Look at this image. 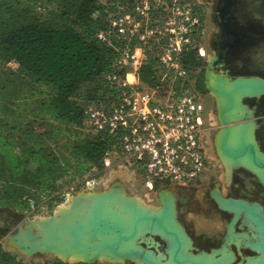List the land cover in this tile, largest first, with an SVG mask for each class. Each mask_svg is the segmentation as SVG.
<instances>
[{"label": "trees", "instance_id": "trees-1", "mask_svg": "<svg viewBox=\"0 0 264 264\" xmlns=\"http://www.w3.org/2000/svg\"><path fill=\"white\" fill-rule=\"evenodd\" d=\"M38 1L0 0V209L21 213L62 203L63 188L90 171L102 173L116 145L108 134L86 135L83 122L88 107L110 102L103 78L114 69L116 51L97 33L123 0H57L44 13ZM147 58L140 80L154 87L159 66L152 53ZM183 63L201 69L198 82L204 66L198 49ZM11 64L13 72L5 69ZM0 264L26 263L0 244Z\"/></svg>", "mask_w": 264, "mask_h": 264}, {"label": "rangeland", "instance_id": "rangeland-1", "mask_svg": "<svg viewBox=\"0 0 264 264\" xmlns=\"http://www.w3.org/2000/svg\"><path fill=\"white\" fill-rule=\"evenodd\" d=\"M98 1L102 4H107L111 0ZM261 2V0H247V13L254 22H258L261 17L264 16V5L261 4ZM57 4V0H39L37 2V5L41 7L39 10L42 13L45 11L44 8L53 9L57 6ZM148 7L150 9V19L153 25L163 27L166 22H174L176 20L179 22V19H181L182 23L180 25H183V27H178H182L181 31L183 34H185L186 29L189 27L187 26L188 17L193 18V20L197 18L199 19V24L193 33L194 42L192 47L189 49L191 50L197 48L199 56L204 61V66L202 68L203 72L201 73L198 82L197 75L200 73L201 69L198 71H193L185 68L187 70L188 76L185 79H177L173 72H165L163 69L158 67L159 71L156 76V85L149 88L151 90H155L157 96L161 100H164V97H167L170 93H179L186 88H190L199 93L205 108L204 140H206V146L211 155L208 157V171L206 177L203 180L197 181L193 184H179L159 181L155 183L153 190H150L146 187V181L142 177L135 174L132 170L126 168L124 165H122L119 159H116L115 156H112L111 166L109 168L105 166V169L102 171V173L97 170L90 171L82 181L78 180L76 183L70 186H65L63 188V192H66L64 193V201L58 205H55L53 209H48L44 206L37 212L32 211L25 213L5 208L0 209V244L4 250L12 253L19 260L26 264H45L62 259L58 254L47 250L44 251L49 253L42 252L44 254L39 253L33 256L26 255L35 253H29L28 251L22 250L20 247V240L25 239V235L26 239L24 240V243L26 245L30 243L27 238V232L32 231L36 235H39V228L42 225H45V223L56 224L57 220L61 218V220L64 218L65 220H69V222L73 223L75 218H69L70 216L65 218L64 215H58L62 205L69 207V205L73 203L75 199H86L91 196H95L98 193H104L110 190L111 187L116 183H118L123 188V196L135 200L139 206L151 211H158L160 209V193H169L174 200L177 220L185 229L187 232L186 234L190 238L191 234H189L187 230L192 233V222L196 227L199 226V221L204 220L203 216L212 218L213 221L210 222L213 224L210 227L215 228L219 233V241L211 247L206 248L201 244H195L191 238L189 239V245L192 240L193 246L191 252L195 254H200L203 252L212 254V250L214 252L215 250L222 249L223 256L224 254L228 255L230 252L233 255V259L229 264H251L250 260L252 258L255 259H253L251 262H255L257 264L263 263L264 252L260 250L258 251V256L245 257L239 255L237 258V256H235L234 250L231 248V245L234 244L237 246L240 252L242 247L244 248L251 246L255 249L259 246L261 247L260 242L262 238H259L258 233L253 230L255 227L249 222L245 214H242V216L245 215L249 226L252 228L253 231L251 230V233L236 232L235 228L238 221L235 222L236 224H233V222L230 224L229 222L222 224L219 222L220 220L216 218L217 215H219L218 209L230 215L233 214L220 209L218 204L210 196V191H213L214 189L215 191L221 192L223 197L227 199H236L247 203H255L259 205L264 212V185L259 182L258 178L260 179V177L255 174V172L253 173L258 178L248 170L244 168L235 169L231 163H228L223 158L221 159L217 147L218 138L222 132L223 126L218 119L216 103L217 99L215 100L214 95L211 94L207 89L205 83V72L208 68V70H210L213 74L224 76L230 80H234V78L237 76H257L248 72H264V46L260 47V49H258L256 52L253 50L239 54L238 58L233 64V67L240 73L232 72L230 66L228 64L225 65L223 60L219 61L215 67L211 69L208 67V62L210 64L211 61L219 57L217 53L213 51L215 50L214 44L216 42L217 34L212 30V26H210V29L209 26H206L204 23L207 16L205 15L206 11L203 5V0H148ZM116 10L117 13L132 12L133 3L131 0H123L121 3H117ZM208 17H211V14L208 13ZM168 28L170 29L171 26H168ZM261 43L264 45L263 41L256 43V46H260ZM189 50H187L185 53H187ZM224 68H226V70ZM2 69L3 67L0 65V70ZM5 69H8L9 72H13L16 70V65H8ZM259 102H262L261 104L263 108L261 112H259V106H257ZM245 103L249 105L251 109L255 110L254 120L258 125L256 129V140L259 143L260 150L264 152V96H262L260 99H248L245 101ZM61 145H63V141H61ZM57 151H59V149H57ZM79 184H81V187L79 190H77L76 186ZM67 191H69V193H67ZM85 201V206L81 210L77 211V216L79 218L76 220L77 222L83 218L82 215L86 211V205H88V201ZM29 226H31V229L27 230ZM226 232H228L227 235ZM240 234H242V236L239 238L238 236ZM224 235H226L225 238H223ZM231 235L233 236L231 237ZM150 239L152 240L150 241ZM150 239L147 241V244L149 245L148 248H153L156 253L158 251L163 253L164 258H167L168 256H166L164 253L167 248L166 242L159 236H153V238L151 237ZM142 246L147 247L146 244H142ZM97 260H94L97 261L96 264H141L139 262L130 260L115 261V257L112 254H107L103 259ZM68 262L81 263L78 261Z\"/></svg>", "mask_w": 264, "mask_h": 264}, {"label": "built area", "instance_id": "built-area-1", "mask_svg": "<svg viewBox=\"0 0 264 264\" xmlns=\"http://www.w3.org/2000/svg\"><path fill=\"white\" fill-rule=\"evenodd\" d=\"M131 1L132 12L110 15L106 28L97 33L101 43L116 51L114 69L103 78L110 102L86 109L83 132L112 137L116 145L107 153L105 166L109 168L115 156L142 177L150 190L159 181L196 183L208 171L205 108L199 93L186 88L161 100L155 90L142 84L140 72L149 52L163 71L185 79L183 56L193 45L199 19L188 17L189 27L183 34L181 19L163 27L153 25L148 0Z\"/></svg>", "mask_w": 264, "mask_h": 264}, {"label": "water", "instance_id": "water-1", "mask_svg": "<svg viewBox=\"0 0 264 264\" xmlns=\"http://www.w3.org/2000/svg\"><path fill=\"white\" fill-rule=\"evenodd\" d=\"M209 65L210 64L208 62V67ZM207 72H208V68L205 72V83L207 89L210 91L211 94L214 93L215 96L216 95L220 96L225 100V106L221 109L215 98L217 103L218 119L221 125L223 126L219 149L217 147L221 159L222 156H225L228 159H230L235 165L238 163L239 159L247 156L250 162L256 168L261 169L264 173V157L259 155L257 151L258 149L260 150V146L256 140V129L258 125L254 120L255 110L251 109L249 105L245 103V101L248 99H260L262 96H264V78H261L259 76H247V77L237 76L234 78V80L238 81V85H235V87L232 90H228L223 86H219L216 89H214L210 87L208 84ZM239 78H242L244 81L238 80ZM221 81L223 83V80L220 79L219 82L221 83ZM236 96L241 97V102L240 105L238 106L239 109L237 115H235V117H231L230 113L233 107L235 106L234 104H235ZM241 111L242 113H240ZM252 122H254L255 124L254 136L257 144L251 141H247L242 135L241 138L239 139V143L236 146L234 147L229 146V140L231 138L232 129L239 128L241 130H244ZM234 168L235 169L244 168L249 172L253 173L249 169L239 165H235ZM258 180L262 185H264V183H262L259 178ZM122 192H124L123 188L118 183H116L111 187L110 190L104 193H98V194L95 193L97 195L85 199L88 201L89 211L86 217L84 218H88L87 221H89L91 225L92 224L94 225L96 223L97 230H103L106 233H114L115 240L105 245V248L111 251L114 256L123 258L124 261L130 260L136 262V259H138L146 264H161L157 259H155L152 256L154 253V249L148 248L149 245L145 240L147 238H151V237L153 238V236H159L167 244V248L164 253L168 257H171L172 255V261L174 264L231 263L229 258H228L229 260L223 259L221 258V256L217 257L213 261H209L206 258L199 259L197 258L199 253L195 254L193 252L190 254L186 253L185 256H181L182 252L185 250L184 249L185 243L183 238L180 236L179 229L182 230L181 228L183 227L177 220L173 197L167 192L160 193L161 207L160 210L158 211L159 213L152 214L147 210L144 211L140 210L138 212V215L134 218L132 226L128 232L125 230L126 224L121 222L120 219H111L112 216H108V215H105L103 217L102 215H103L104 207L108 204L110 200L112 201L113 198H116L119 195L121 196ZM80 201L82 202V200ZM125 201L130 202L129 198L127 197ZM227 203H229L230 205L227 208H223L219 205L218 206L220 207V209L232 213L234 216L233 220L236 219V222L242 216L243 213L254 211L255 216L252 218L253 220L250 217L248 219L252 222L255 220L254 222L255 227L258 228V229L255 228V230L256 232H258L260 236V228L264 229V212L262 208L255 203H247L236 199H227ZM71 214L70 217L66 216V218L68 217L75 218V220L79 219L77 216V211L76 212L74 211ZM28 229H31V226H29L27 230ZM228 232H229V227H228ZM130 242H135L136 246L127 247V243ZM260 243H261L260 244L261 247L260 246L259 247L261 248L262 252H264V240L262 239ZM142 244H146L147 247L142 246ZM254 251L258 252V250L256 249ZM39 253L44 254L42 252H35L26 255L33 256ZM211 253H213V250L211 251ZM64 262L69 263L68 261H64ZM81 263L96 264L97 261L81 262ZM261 264H264V260L263 263Z\"/></svg>", "mask_w": 264, "mask_h": 264}, {"label": "bare ground", "instance_id": "bare-ground-1", "mask_svg": "<svg viewBox=\"0 0 264 264\" xmlns=\"http://www.w3.org/2000/svg\"><path fill=\"white\" fill-rule=\"evenodd\" d=\"M219 61H221L220 57L211 61L209 67L211 69L214 68L215 65ZM213 79H215V81H216V87L212 86V84H211V81ZM220 79L223 80V83H222V81H221V83L219 82ZM207 80H208L209 86L214 88V89H216L219 86H223L224 88H226L228 90H232L235 87V85H238L237 80H230L229 78H226L224 76L213 74L210 70H208V72H207ZM238 80L244 81L242 78H239ZM229 83H231L233 85L230 87ZM212 94L215 96L214 93H212ZM215 98L217 99V103H218L219 107L222 109L225 106V100L222 97L217 96V95L215 96ZM240 102H241V97L236 96L235 104H234L235 106L233 107V109L231 110V113H230L231 117H235V115H237L238 109H239L238 106L240 105ZM240 113H242V111ZM254 130H255L254 122L250 123L248 125V127H246L244 130H241L239 128H233L231 138L229 140V146H231V147L236 146L239 143V139L241 138L242 135L244 136V138L247 141H251V142H254L257 144V142L255 140V136H254ZM243 131H244V133H243ZM221 135H222V132L220 133V136L218 138V149H219V145H220V141H221ZM257 151H258L259 155L264 157V154L261 153V150L258 149ZM222 158L224 160H226L228 163H231L232 166L239 165V166H242V167L249 169L252 172H255V174H257L260 177L261 182L264 183L263 171L259 168H256L250 162V160L247 156L239 159L238 163L235 165L227 157L222 156ZM125 199H126V197L123 196L121 193V196L119 195L116 198H113L112 201L110 200L108 202V204L106 203L107 205L104 207V211H103L102 216L104 217L105 215H108V216H112L111 219H120L121 222L126 224L125 230L127 232L130 230L132 223L134 221V218L138 215V212L140 210H143V211L147 210L152 214L159 213L158 211L160 209L158 211H151L149 209L143 208L142 206H139V204L135 200L129 199L130 202H128V201H125ZM80 200H82V202ZM85 204H86L85 199H82V198L75 199L74 202L69 205V207L66 205H62L60 210H59L58 215L59 216L64 215V217L66 218V216H70V213H72L74 211L76 212L78 210H81L85 206ZM86 206H87L86 211L82 215L83 218L80 219L78 222L75 220L73 223H71V222H69V220H65L64 218H63V220H61L62 219L61 218V219L57 220L56 224L55 223H52V224L51 223H45V225H42L39 228V230H40L39 235H36L35 233H33L30 230L32 233L31 232L26 233L28 241H30V243L28 245H26L24 243L25 242L24 240L26 239V235H25V239L20 240L21 249L28 251L29 253L36 252V251L49 253V252H46L44 250L51 251V252L58 254L60 256V258H62L63 260L72 261V262H77V261L78 262H96L94 260L103 259L107 254L113 255V253L111 251H109L105 248V245L108 243H111L115 240L114 233H106L103 230H97L96 229V223L94 225L93 224L91 225V223L89 221H87L88 218H84V217H86V215L88 214V211H89V205H86ZM82 211H84V210H82ZM243 214L246 215L247 219L249 217L252 219L255 216L254 211L253 212L252 211L245 212ZM97 218H100V217H97ZM52 220H54V219H52ZM52 220H47V221H52ZM234 221L236 222V219H234ZM249 222L252 223L253 226L255 227V223H253V222H255V220L253 222L249 220ZM181 229L182 230L179 229V233H180V236L183 238L184 243H185V248H184L185 250L182 252L181 256H185L186 253H188V254L192 253L191 250H192L193 246H192V240H191V243L189 245V239H191V238L186 234V232L183 228H181ZM258 236H259V234H258ZM259 238L264 239V229L263 228H260ZM149 239L150 238L145 239L146 242L149 241ZM151 240L152 239H150V241ZM134 246H136L135 242L127 243V247H134ZM251 248L255 250V248H253V247H251ZM256 250L262 251L261 248H259V247L256 248ZM152 256L155 259H157L161 264H174L172 261V255H171V257L164 258L163 253H161L159 251L156 253L154 251ZM219 256H221V258H223V259L229 258L230 261H232V259H233V255L231 252L229 253V256H223L219 252V250H215L212 254H207L204 252L200 253V254H198L197 258H199V259H205L206 258L209 261H213ZM114 257H115V261H123L124 260L123 258H120L117 256H114ZM253 259H255V258H252L250 260V263L251 264H257L255 262H251ZM97 261H100V260H97ZM136 262H139L141 264H146L143 261H140L138 259H136Z\"/></svg>", "mask_w": 264, "mask_h": 264}, {"label": "flooded vegetation", "instance_id": "flooded-vegetation-1", "mask_svg": "<svg viewBox=\"0 0 264 264\" xmlns=\"http://www.w3.org/2000/svg\"><path fill=\"white\" fill-rule=\"evenodd\" d=\"M261 1V4L264 5V0ZM203 5L206 11L205 15L207 16L204 23L206 26H209L210 29V26H212V30L217 34L216 42L214 44L215 50L213 51L217 53L225 65L228 64L230 66L232 72L240 73L233 67L239 54L253 50L256 52L260 47L264 46L262 43L260 46H256V43L264 41V16L261 17L258 22L252 21L247 13V0H203ZM208 13L211 14V17H208ZM224 69L226 70V68ZM248 73L264 78V72L257 71ZM261 103L262 102H259L257 105L259 106V112H261L263 108ZM205 141L206 140H204L205 150L208 157H210V151L207 149ZM211 192L212 191H210V196ZM218 212L219 215H217L216 218L220 220V223L223 224L229 222L230 224L232 222L233 215L222 212L219 209ZM203 219V221H199L200 224L198 223L199 226L196 227L192 222V233L189 230L187 231L191 234V238L195 244H201L207 248L217 243L220 237H218L219 233L216 229L210 227L213 224L210 222L213 221L212 218L203 216ZM237 221L235 228L236 232L251 233L252 228L249 226L248 221L244 216H241ZM253 230L256 231L255 228H253ZM226 235H224L223 238H225ZM231 248L234 250L237 258L239 255L245 257L259 255V252L254 251L250 247H242L240 252L234 244L231 245Z\"/></svg>", "mask_w": 264, "mask_h": 264}, {"label": "crops", "instance_id": "crops-1", "mask_svg": "<svg viewBox=\"0 0 264 264\" xmlns=\"http://www.w3.org/2000/svg\"><path fill=\"white\" fill-rule=\"evenodd\" d=\"M215 85H214V84ZM211 84H212V86H214V87H216V81H215V79H213L212 81H211ZM233 84H231V83H229V86L231 87ZM234 87V86H233ZM261 153L262 154H264V152H262L261 151ZM211 196H212V198L214 199V201L219 205V206H221V207H223V208H227L228 206H230L229 205V203H227V199L225 198V197H223V195L221 194V192H218V191H215V190H213L212 192H211ZM225 200V201H224ZM235 223V221L233 222V224ZM254 223V222H253ZM252 224V223H251ZM246 235H247V233H246ZM255 235V234H254ZM233 235H231V237H232ZM242 236V234H240L238 237L240 238ZM219 252H221V254L223 253V250L221 249V250H219ZM224 256H229V253H228V255H225L224 254Z\"/></svg>", "mask_w": 264, "mask_h": 264}]
</instances>
